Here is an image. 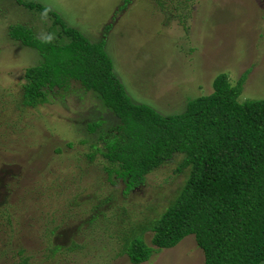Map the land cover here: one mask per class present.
Segmentation results:
<instances>
[{
	"label": "rangeland",
	"instance_id": "374dc122",
	"mask_svg": "<svg viewBox=\"0 0 264 264\" xmlns=\"http://www.w3.org/2000/svg\"><path fill=\"white\" fill-rule=\"evenodd\" d=\"M24 1L50 8L90 41L111 26L104 51L113 73L134 103L158 113H180L185 98L210 94L222 73L231 86L245 73L239 101L264 99V0ZM15 24L42 38L51 20L0 0V264H18V250L27 264H130L125 240L131 231L140 238L138 225L155 220L182 187V156L123 194L105 161L85 156L90 144L100 146L86 124L101 119L106 131L117 123L93 94L69 82L49 102L21 106L24 70L40 57L7 37ZM151 235L141 234L154 251L140 264H203L191 235L160 250ZM70 241L78 247L71 250Z\"/></svg>",
	"mask_w": 264,
	"mask_h": 264
},
{
	"label": "trees",
	"instance_id": "16d2710c",
	"mask_svg": "<svg viewBox=\"0 0 264 264\" xmlns=\"http://www.w3.org/2000/svg\"><path fill=\"white\" fill-rule=\"evenodd\" d=\"M12 1L51 20L50 33L42 38L23 25L7 27L9 39L40 57L36 65L24 70L21 106L34 108L47 103L55 90L65 92L69 82L93 94L117 123L106 131L101 128V119L86 124L89 133L98 132L100 146L90 144L91 152L85 156L92 160L99 155L108 165L110 182L114 178L122 183L123 194L138 188L147 174L176 154L182 156L177 169H188L168 206L155 220L138 225L136 235L141 239L130 232L124 246L129 263H143L153 253L141 237L150 231V245L159 250L172 248L191 235L202 252L203 264H261L264 99L238 100L245 73L233 86L225 74L216 75L210 94L187 97L180 113L163 115L148 105L134 103L113 73L111 59L104 51L111 26H104L101 37L90 41L66 26L50 8ZM129 1L123 0V5ZM69 247L78 246L71 242ZM14 253L20 257L18 264H27L23 250Z\"/></svg>",
	"mask_w": 264,
	"mask_h": 264
}]
</instances>
